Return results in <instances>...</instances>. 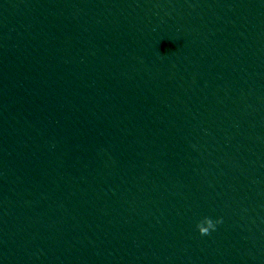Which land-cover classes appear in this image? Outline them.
Segmentation results:
<instances>
[{
  "label": "water",
  "instance_id": "water-1",
  "mask_svg": "<svg viewBox=\"0 0 264 264\" xmlns=\"http://www.w3.org/2000/svg\"><path fill=\"white\" fill-rule=\"evenodd\" d=\"M147 92L264 187V0H0Z\"/></svg>",
  "mask_w": 264,
  "mask_h": 264
},
{
  "label": "clouds",
  "instance_id": "clouds-1",
  "mask_svg": "<svg viewBox=\"0 0 264 264\" xmlns=\"http://www.w3.org/2000/svg\"><path fill=\"white\" fill-rule=\"evenodd\" d=\"M222 223L221 219L213 221L210 217H204L202 221L198 222L196 227L200 235H210L211 231H214L216 225Z\"/></svg>",
  "mask_w": 264,
  "mask_h": 264
}]
</instances>
